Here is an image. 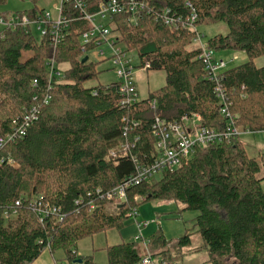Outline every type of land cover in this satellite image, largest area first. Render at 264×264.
I'll return each mask as SVG.
<instances>
[{
  "label": "trees",
  "instance_id": "trees-1",
  "mask_svg": "<svg viewBox=\"0 0 264 264\" xmlns=\"http://www.w3.org/2000/svg\"><path fill=\"white\" fill-rule=\"evenodd\" d=\"M79 1L94 14L106 0ZM185 1L147 0L155 10L168 7L182 14L188 12ZM191 1L199 13L198 25L219 21L228 25L227 33L209 38L210 48L247 55L246 61L222 71L221 83L230 111L237 116L236 125L264 131V65L256 62L264 56V0ZM6 2L0 0V16L5 19L35 18L44 12L37 6L10 12L3 9ZM68 4L72 19L67 36L56 46L44 35L38 38L33 28L4 26L0 32V136L12 129L13 119L25 109L52 94L26 135L0 151L1 156L11 155L19 162L16 167L0 163V264H31L45 251L57 250L65 252L70 264H102L93 255L78 256L79 241L121 229L135 207L152 199L176 200L184 204L183 210L198 211L194 232L201 234L203 242L196 251L209 249L221 264L231 259L234 264H264V177H258L264 158L250 156L240 138L198 146L189 161L164 172L160 179L130 188L127 200L116 206L99 198V189L108 191L136 171L131 156L115 160L112 149L127 141L135 143L139 137L132 152L141 159L152 156L156 114L172 120L198 113L204 126L216 129L227 120L220 112L215 83L207 78L199 58L201 49L192 47L194 32L172 29L150 14L137 23L129 20L130 13L115 15L112 33L140 57L153 54L151 69L165 70V85L148 98L123 105L119 82L88 84L99 77L98 65L104 60L82 61V36L92 24L75 7L76 0ZM52 59L57 66L67 67L49 90ZM154 99L156 109L151 106ZM138 195L144 197L139 203ZM39 196L61 207L64 218L49 216L40 221L32 208ZM18 200H22L18 214L5 219V209ZM191 234L186 229L171 247L172 241L161 230L153 232L148 240L142 239L146 252L141 251L139 239L107 245L105 264H142L148 252L158 264H172L184 258Z\"/></svg>",
  "mask_w": 264,
  "mask_h": 264
},
{
  "label": "built area",
  "instance_id": "built-area-1",
  "mask_svg": "<svg viewBox=\"0 0 264 264\" xmlns=\"http://www.w3.org/2000/svg\"><path fill=\"white\" fill-rule=\"evenodd\" d=\"M72 0H60L59 4L54 7L57 10V17H52L49 11H44L35 18L28 15H11L9 19L0 16V23L5 27L16 28L23 26L26 29L33 28L39 31L41 36L49 38L50 42L56 46L66 36L67 29L70 25L71 19L68 17V3ZM187 13L182 14L177 11H172L170 8H162L155 10L148 7L147 0H106L101 2L97 13L90 14L81 1L76 0L75 7L80 9L81 15L88 19L92 24V29L83 33L82 36V52L83 55H90L91 52L96 51L101 57L98 60L105 61L106 50L109 49L110 56L108 57L113 64L119 82V91L121 94V103L123 105H132L141 99H138L139 90L136 83V72L148 71L153 66V54L146 55L141 59L143 63L137 64L133 57L132 51L128 50L127 45L123 43V47L119 46L118 37L112 33L111 24L114 16L122 13H130L129 20L137 23L139 19L150 14L156 20L163 21L170 28L179 30L187 29L194 32L193 45L201 49L199 58L205 65L207 71V78L215 83L214 92L220 99V112L226 117V125L222 129L206 127L202 124V117L198 113L192 115H184L181 119H164L159 115H155L152 124V135L154 138V153L147 159H141L137 154L132 152V147L135 146L139 137L134 139L135 143L129 141L124 142L118 149H112L110 155L115 160L118 156H131L135 162L136 171L134 174L123 179L121 183L114 186L112 189L102 192L98 191L100 199H107L116 206L127 200L129 189L138 186L146 181H152L157 174L174 171L184 162L189 161L195 154L198 146L208 145L210 143H221L231 141L249 130L236 125L235 120L237 116L230 111L229 100L225 89L221 83V73L228 68L227 60L216 56V50L210 48L207 43H204V35L198 29L199 13L196 6L191 0L185 1ZM106 20L108 22L97 21V18ZM94 43L96 47L88 48L87 45ZM102 46H106V49ZM88 49H90L88 51ZM90 59V56H89ZM233 60L238 59L237 55L232 57ZM49 90L53 88V82L58 78L64 76V69L56 65L55 60L52 59L49 64ZM139 68V69H138ZM37 85V80L33 81ZM37 98V96L35 97ZM52 99L51 93H46L43 100L37 105L25 109L24 113L12 121V129L0 136V151L10 142H14L26 135L28 128L38 119L41 107L50 103ZM157 101H151V106L156 109ZM138 125V122L134 123ZM126 134V132H125ZM120 151V153H119ZM0 163H6L13 166H19V162L11 155H0ZM43 196L36 197L32 201L33 210L39 215L40 221H44L49 216H57L59 219L64 218V213L61 207L43 199ZM136 202H141L144 197L135 196ZM80 198L77 203L81 202ZM22 200L16 202V206H11L5 209V219H10L18 214L17 206ZM91 209H94L96 204L92 200L90 202ZM138 215V208L135 207L132 211V216L136 219ZM138 227L142 232L143 228L149 225L148 222H141L137 220ZM142 233L137 237L141 239ZM142 264H158L152 259V255L148 252L142 259Z\"/></svg>",
  "mask_w": 264,
  "mask_h": 264
},
{
  "label": "rangeland",
  "instance_id": "rangeland-1",
  "mask_svg": "<svg viewBox=\"0 0 264 264\" xmlns=\"http://www.w3.org/2000/svg\"><path fill=\"white\" fill-rule=\"evenodd\" d=\"M59 3L60 0H7L3 9L10 12H17L19 10L31 9L37 6L40 9L49 11L52 17L55 18L57 17V10L54 5ZM97 21L108 22L107 19L101 20L99 17L97 18ZM198 29L204 35V43H207L210 37L216 34H225L229 30L228 25L224 21L202 23L198 25ZM34 34L38 38H41L39 31H35ZM119 46L123 47L124 45L123 43H120ZM102 47L106 49V46ZM192 47L195 46L192 45ZM131 54L137 64L141 65L143 63L139 54L134 51H132ZM234 55H237L238 59L233 60L232 57ZM89 56L90 60L95 61L101 59L96 51L91 52ZM109 56V49H107L105 53V61L98 65V70L100 71L99 77L94 81H90L88 84L96 85L98 83L106 84L118 81L113 64L108 58ZM216 56L226 59L228 67H232L247 60V55L244 52L234 50L216 51ZM256 62L259 66H262V64H264V56L257 59ZM66 67L67 65L62 66V68ZM136 83L139 90L138 99L142 100L148 98L151 91L165 85L166 72L164 69L158 68L149 69L148 71H140L139 69L136 72ZM240 139L244 142L246 150L250 156H256L260 159H262V157L264 158V131H246L240 136ZM161 176L162 174H157L154 179H160ZM258 177H264V160L261 162V170L258 173ZM183 207L184 204L176 200L152 199L146 202H141L140 205H138V215L136 219L141 222L149 221V225L144 227L142 232L138 227L136 219L132 216L126 221L121 229L112 228L106 231V233L101 232L95 234L93 237L91 236L82 239L78 243V250L82 256L93 255L95 261L105 264L108 262V257L104 246L117 244L121 241H135L142 233L139 245L141 251L146 252L144 241H142V239L148 240L153 232H159V230H161L167 239L172 241L169 244L172 247L175 240L184 235L185 230L188 229L189 232H192L191 243L183 248L184 258L173 260L172 264H221L218 261L219 257L217 254L212 253L209 249H203L200 251L195 250L203 242L201 234L199 232H194L197 228L196 216L198 215V211L190 209L183 210ZM54 257L56 260L60 259L58 260L59 264H70L66 260V255L63 250H57L54 253ZM227 264H234V261L231 259Z\"/></svg>",
  "mask_w": 264,
  "mask_h": 264
},
{
  "label": "crops",
  "instance_id": "crops-1",
  "mask_svg": "<svg viewBox=\"0 0 264 264\" xmlns=\"http://www.w3.org/2000/svg\"><path fill=\"white\" fill-rule=\"evenodd\" d=\"M43 11H45L44 9H43ZM3 29H4V26L0 23V32H2L3 31ZM263 57V56H262ZM261 58V57H260ZM259 59V58H258ZM262 65H264V64H262ZM104 233H106V232H104ZM99 234V233H98ZM122 242V241H121ZM120 242V243H121ZM105 247V246H104ZM54 253L55 252H48V251H45L37 260H35L33 263H31V264H59V261L58 260H60V259H55V257H54ZM76 254L78 255V256H81V253L79 252V250H78V247H77V249H76ZM62 264V263H61Z\"/></svg>",
  "mask_w": 264,
  "mask_h": 264
},
{
  "label": "water",
  "instance_id": "water-1",
  "mask_svg": "<svg viewBox=\"0 0 264 264\" xmlns=\"http://www.w3.org/2000/svg\"><path fill=\"white\" fill-rule=\"evenodd\" d=\"M89 59V55H85L82 59L83 62H86L87 60ZM78 262H82L83 260L82 259H78L77 260Z\"/></svg>",
  "mask_w": 264,
  "mask_h": 264
},
{
  "label": "bare ground",
  "instance_id": "bare-ground-1",
  "mask_svg": "<svg viewBox=\"0 0 264 264\" xmlns=\"http://www.w3.org/2000/svg\"><path fill=\"white\" fill-rule=\"evenodd\" d=\"M89 21V20H88Z\"/></svg>",
  "mask_w": 264,
  "mask_h": 264
}]
</instances>
